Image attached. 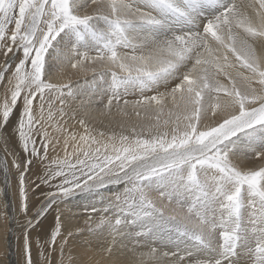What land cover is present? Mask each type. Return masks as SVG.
<instances>
[{
    "label": "snow or ice",
    "instance_id": "1",
    "mask_svg": "<svg viewBox=\"0 0 264 264\" xmlns=\"http://www.w3.org/2000/svg\"><path fill=\"white\" fill-rule=\"evenodd\" d=\"M0 53V171L6 186L16 174L24 264H51L58 240L64 264L85 232L146 244L137 264L156 244L183 249L163 253L175 264H264V0H0ZM54 65L95 75L55 83ZM94 105L119 131L90 125ZM80 195L104 206L65 233L60 205ZM53 212L34 261L30 233Z\"/></svg>",
    "mask_w": 264,
    "mask_h": 264
},
{
    "label": "bare ground",
    "instance_id": "2",
    "mask_svg": "<svg viewBox=\"0 0 264 264\" xmlns=\"http://www.w3.org/2000/svg\"><path fill=\"white\" fill-rule=\"evenodd\" d=\"M87 11H93L94 6L90 4L86 9ZM11 55V54H9ZM3 54L0 53V62H3ZM62 67V71H61ZM50 78L55 83H65L69 80L73 86L79 85L80 87H87L85 82H91L95 74L80 73L72 70L69 66H57L54 65L50 70ZM131 98V97H130ZM73 108L77 109L78 117L82 114V110L77 106L79 101H74ZM58 106V102L54 101V108ZM102 108L100 105H94L92 111L89 114L90 125L100 131H119L117 127V121L119 117L101 115ZM115 113V109L113 110ZM67 119V118H66ZM67 127L70 131H82L81 127L76 120H68ZM54 135H59L53 133ZM61 144L57 146L56 153L51 150L49 152L50 157L56 155H63V137H60ZM8 150H14L19 153V147L14 135H12V129H9L7 137ZM5 153V141L0 139V156H4ZM9 164L11 165V156H8ZM34 178V177H33ZM116 189L113 187L112 191H106L105 195L110 196ZM38 195V194H37ZM36 196L32 197V203H36ZM95 205L98 209L104 205L100 202L99 198H88L84 195L75 196L65 201L60 205L61 220L64 226L65 233L68 231H75L78 227H84V222L88 220L89 216L93 219L99 213H92L91 206ZM20 201L18 195V189L16 184V174L12 170L9 174V184L6 186L4 181V174L0 171V264H24L23 255V231L26 223L24 214L20 211ZM55 213L53 212L49 217L43 221L41 228L33 230L30 235L33 241V258L37 260L38 251L36 248V241L39 239L41 243L49 238L51 228L54 226ZM87 240L91 243L93 252L86 251V245L84 241ZM111 245L113 248L111 256H106L99 249ZM159 249L157 257L155 259H147L145 257V264H175L176 257L171 255L164 256V252L169 254L173 251H178L183 254V249H176L171 245L161 246L159 244L152 245ZM64 264H69V256L72 259L71 264H83L84 260L89 255H93L95 260H99L100 264H137L139 260L138 253H147L149 251L148 246H137L135 241L128 237H116L113 242L112 238L107 236L91 235L85 232L82 235L71 237L68 240V245L65 247ZM51 264H59L60 252H59V240L57 241V248L55 251L49 254Z\"/></svg>",
    "mask_w": 264,
    "mask_h": 264
}]
</instances>
